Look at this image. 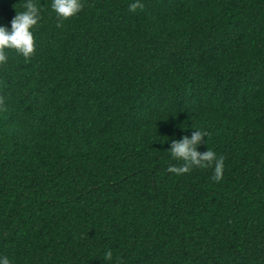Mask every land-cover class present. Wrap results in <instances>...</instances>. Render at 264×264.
I'll return each instance as SVG.
<instances>
[{
	"label": "trees",
	"instance_id": "trees-1",
	"mask_svg": "<svg viewBox=\"0 0 264 264\" xmlns=\"http://www.w3.org/2000/svg\"><path fill=\"white\" fill-rule=\"evenodd\" d=\"M35 2L34 54L0 67V254L264 264V0H82L64 20ZM191 127L219 180L168 170Z\"/></svg>",
	"mask_w": 264,
	"mask_h": 264
},
{
	"label": "clouds",
	"instance_id": "clouds-1",
	"mask_svg": "<svg viewBox=\"0 0 264 264\" xmlns=\"http://www.w3.org/2000/svg\"><path fill=\"white\" fill-rule=\"evenodd\" d=\"M138 0H132L128 4L129 10L136 7ZM50 8L55 12L58 20H64L77 14L83 7L82 0H51ZM16 9V8H15ZM40 20V8L35 0H23L22 10L15 12L10 21V28L0 24V67L8 63V49L29 59L35 50L33 30ZM190 135H182L180 138H173L169 141L167 149L171 157L181 161L180 165H169L168 170L176 174L188 172L192 167H212L211 179L219 180L223 173L224 158L218 156L214 151L206 148L199 151L198 146L206 143L207 130L201 127H191ZM105 260H111L113 252L106 248L103 252ZM0 264H11L9 258L0 254Z\"/></svg>",
	"mask_w": 264,
	"mask_h": 264
}]
</instances>
